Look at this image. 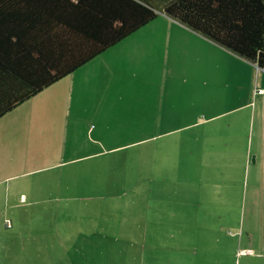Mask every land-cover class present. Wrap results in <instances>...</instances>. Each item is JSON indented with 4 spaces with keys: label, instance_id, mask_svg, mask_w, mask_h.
Here are the masks:
<instances>
[{
    "label": "crops",
    "instance_id": "0c3cea01",
    "mask_svg": "<svg viewBox=\"0 0 264 264\" xmlns=\"http://www.w3.org/2000/svg\"><path fill=\"white\" fill-rule=\"evenodd\" d=\"M127 38L134 39L135 48L144 54L161 55L158 79H120L107 60L99 73L88 71L92 62L103 60L117 45L111 46L69 74L70 82L61 93H49L46 87L15 107L19 108L16 118L5 128L0 126L5 134L0 148L6 143L19 154L0 157V198L5 208L22 213L29 211L25 207L35 209L43 199L120 198L117 183L128 180L137 169L134 159L130 161L122 152L139 149L143 170L157 173L155 178L146 175V180L168 182L178 181L185 173L214 174L203 179L205 195L197 188V195L187 193L188 197L203 198L207 205L205 199L210 196L230 193L224 165L232 151L234 155L241 151L232 145L237 140L233 126L246 117L247 109L248 124L254 120L256 100L264 114V70L164 13ZM80 71L83 79L77 77ZM25 103L29 105L21 111ZM218 120H223L222 128L215 131L213 124ZM242 153L249 164L251 153ZM74 164L76 182L71 186V170L67 175L59 173L61 178L52 184L49 197L35 195L37 190L29 192L14 181L18 175ZM184 187L185 195L189 187ZM182 206L188 211L190 202ZM162 241L165 258L157 261L165 264H179L180 247L192 249L188 240Z\"/></svg>",
    "mask_w": 264,
    "mask_h": 264
},
{
    "label": "rangeland",
    "instance_id": "374dc122",
    "mask_svg": "<svg viewBox=\"0 0 264 264\" xmlns=\"http://www.w3.org/2000/svg\"><path fill=\"white\" fill-rule=\"evenodd\" d=\"M127 37L107 51L103 60L92 62L88 71L99 73L107 60L120 79H158L161 55L144 54L135 48V40ZM77 77L84 78L81 71ZM68 78L51 84L49 93H61L70 82ZM255 103L254 120L248 124L247 109L243 112L246 117L238 118L233 126L237 140L232 145L241 151L236 155L232 151L224 165L230 190L226 197L210 196L205 199L207 205L201 202L203 198L188 197L187 193L197 195V188L205 195L203 179L214 174L185 173L178 181L168 182L146 180V175L155 178L157 173L143 170L141 150L123 151L130 161L134 159L137 169L128 180L117 183L120 198L43 199L35 209L25 207L29 211L22 213L18 208H5L0 198V264H165L157 260L164 257L162 240L171 238L191 244L192 249L180 247L179 264H264V114L259 102ZM28 105L25 103L21 111ZM15 109L0 120L2 128L16 118L19 108ZM222 121L213 124L215 131L222 128ZM22 134L24 139L26 134ZM0 139H5L1 130ZM242 150L251 153L249 164ZM154 153L151 158L155 160L157 151ZM18 155L6 143L0 148V157L5 159ZM34 161L38 162L35 156ZM74 166L77 164L51 166L32 175H18L14 181L23 183L21 187L29 192L37 190L35 195L49 197L52 184L61 178L59 173L67 175L71 170V186L76 182ZM169 177L166 172L165 179ZM184 186L189 187L185 195ZM175 191L184 196H173ZM188 202L186 211L182 205Z\"/></svg>",
    "mask_w": 264,
    "mask_h": 264
},
{
    "label": "trees",
    "instance_id": "16d2710c",
    "mask_svg": "<svg viewBox=\"0 0 264 264\" xmlns=\"http://www.w3.org/2000/svg\"><path fill=\"white\" fill-rule=\"evenodd\" d=\"M159 13L264 70V0H0V117Z\"/></svg>",
    "mask_w": 264,
    "mask_h": 264
},
{
    "label": "built area",
    "instance_id": "2783aa9c",
    "mask_svg": "<svg viewBox=\"0 0 264 264\" xmlns=\"http://www.w3.org/2000/svg\"><path fill=\"white\" fill-rule=\"evenodd\" d=\"M7 225H9V224H7Z\"/></svg>",
    "mask_w": 264,
    "mask_h": 264
}]
</instances>
